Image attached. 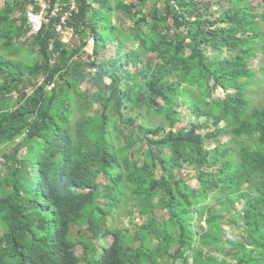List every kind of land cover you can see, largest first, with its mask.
<instances>
[{"label": "trees", "instance_id": "obj_1", "mask_svg": "<svg viewBox=\"0 0 264 264\" xmlns=\"http://www.w3.org/2000/svg\"><path fill=\"white\" fill-rule=\"evenodd\" d=\"M92 1L68 42L0 7V264H264V0Z\"/></svg>", "mask_w": 264, "mask_h": 264}, {"label": "rangeland", "instance_id": "obj_2", "mask_svg": "<svg viewBox=\"0 0 264 264\" xmlns=\"http://www.w3.org/2000/svg\"><path fill=\"white\" fill-rule=\"evenodd\" d=\"M253 1L255 4L257 3V0H251ZM91 2H93L91 0ZM4 6V0H0V7ZM218 9H220V7L216 8L215 10L217 11ZM15 16L17 15V13L19 14V12H15ZM102 14V12L100 11V15ZM120 14V13H118ZM117 14H115L116 16ZM72 32V31H71ZM103 33L106 34V32L103 31ZM72 33L68 32L66 34L65 37H63V40L68 42L70 40V36H71ZM86 50L91 52L92 51V44L90 43L87 47H86ZM113 53V52H111ZM263 59H262V55L259 56L256 60H252V62L254 63L253 64V68L255 69L257 73L256 75V78L253 80V83L254 84H257V85H254L252 86L248 92H247V95L249 97V99L251 100V104L253 107H262L264 106V72H261L260 71V68H261V63H262ZM83 87L85 88L86 85H83ZM248 89V88H247ZM224 96V92L223 90H220L219 92L216 93V98H220V97H223ZM180 112L182 113V116H183V120H182V123L178 126L180 128L182 127H185V126H189V124L191 122H194V121H197L195 120V118L193 117V115H191L190 111L189 110H185L184 108H181L180 109ZM205 118H203L201 120V122H204ZM225 124L223 123V126ZM222 143H226V142H229L231 140L230 136H227V137H224L222 139H220ZM240 141H243V142H247L248 144H250V141L246 138L244 139H241ZM233 146L234 147H238V142H234L233 143ZM17 147V143H14L13 145L10 146L11 149ZM3 156L0 155V160ZM2 161V160H1ZM1 165V164H0ZM188 181L191 185L197 187L198 186V181H196V178L195 177H190L188 178ZM239 206V205H238ZM131 208L133 209L132 206H130V208L126 209L127 212H130ZM240 208V207H239ZM136 211V210H135ZM160 217H161V212H156ZM239 213H241L243 215V211L240 209L239 210ZM143 216L140 215L139 213L138 214H126L125 212L122 213V216L118 219V220H115L116 221V228L118 229H129L131 231V233H136L138 231V227L136 226V224H140L143 222ZM114 218H112L110 221H112ZM198 224H203V225H206V222H204V220L202 221H198L196 222V225ZM243 226V223L241 224ZM230 230V229H228ZM235 233H242L244 234V229L241 228V229H237L235 227ZM72 236H73V233H72ZM104 238H102V240L100 241V244L101 243H104ZM108 241L111 242L112 241V238H108ZM77 244L76 248H77V254L80 255V256H83L86 251H85V244L81 243L80 241L78 242H75ZM176 249H178V245H175L172 250L170 251V253H173ZM215 250V249H213ZM90 257V255L88 256ZM86 256H84L83 260L86 261L87 258ZM195 260L197 262H205V260H203L202 258H195Z\"/></svg>", "mask_w": 264, "mask_h": 264}, {"label": "built area", "instance_id": "obj_3", "mask_svg": "<svg viewBox=\"0 0 264 264\" xmlns=\"http://www.w3.org/2000/svg\"><path fill=\"white\" fill-rule=\"evenodd\" d=\"M20 2H22L20 14L26 19L29 29L28 37L37 36L52 21H55L57 36L65 37L68 32L72 33L67 24L79 13V0H20ZM90 43L94 45V40L90 39ZM50 50H53V40L50 43Z\"/></svg>", "mask_w": 264, "mask_h": 264}, {"label": "clouds", "instance_id": "obj_4", "mask_svg": "<svg viewBox=\"0 0 264 264\" xmlns=\"http://www.w3.org/2000/svg\"><path fill=\"white\" fill-rule=\"evenodd\" d=\"M89 44V43H88Z\"/></svg>", "mask_w": 264, "mask_h": 264}]
</instances>
